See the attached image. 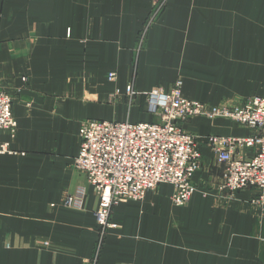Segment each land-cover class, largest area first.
I'll list each match as a JSON object with an SVG mask.
<instances>
[{"label": "crops", "instance_id": "obj_1", "mask_svg": "<svg viewBox=\"0 0 264 264\" xmlns=\"http://www.w3.org/2000/svg\"><path fill=\"white\" fill-rule=\"evenodd\" d=\"M154 3L0 0V89L18 124L14 138L0 136L14 152L0 156V264H92L100 198L74 167L82 123L157 121L144 99L131 107L117 91L181 82L185 99L212 106L264 99V0H170L137 53ZM179 126L203 155L190 203L174 206L170 184L122 202L97 264H264V209L251 190L222 189L206 142L251 131L220 118ZM81 190L82 206H65Z\"/></svg>", "mask_w": 264, "mask_h": 264}, {"label": "built area", "instance_id": "obj_2", "mask_svg": "<svg viewBox=\"0 0 264 264\" xmlns=\"http://www.w3.org/2000/svg\"><path fill=\"white\" fill-rule=\"evenodd\" d=\"M170 0H155L149 18L138 36L137 50H142L143 40L163 13ZM146 38V39H145ZM111 82L116 74L108 76ZM26 83L27 78H23ZM178 82L170 92L154 89L141 92L129 87L125 94L117 91L114 100H125L132 107L141 99L148 104L149 112L157 119L154 123L110 122L86 120L80 129V150L74 162L76 170L84 173L100 205L96 212L100 236L96 256L97 264L101 247L118 224L112 220L113 210L125 201L144 200L149 191L162 184L173 186L171 200L174 206H187L196 187L193 177L201 170L203 155L199 137L180 126L193 118L226 119L251 131L246 138L208 137L206 142L223 166L221 187L234 195L242 190L255 191L258 198L251 200L264 209V99L250 98L238 105L212 106L187 100ZM18 124L13 114V98L0 89V136L8 132L16 136ZM8 144L0 143V156L13 154ZM85 190L68 196L67 207L80 208Z\"/></svg>", "mask_w": 264, "mask_h": 264}, {"label": "rangeland", "instance_id": "obj_3", "mask_svg": "<svg viewBox=\"0 0 264 264\" xmlns=\"http://www.w3.org/2000/svg\"><path fill=\"white\" fill-rule=\"evenodd\" d=\"M168 4V3H167ZM167 4L164 6V8L163 9H165L166 7H167ZM164 11V10H163ZM157 23V21H155L154 22V24L153 25H155ZM146 39V38H145ZM147 40V39H146ZM146 40H143L144 42H143V45H142V49L145 47V44H146ZM142 50H140V51H138L137 50V53H140ZM241 102H243V100H237V101H229V102H227V104H229L230 106H234V105H238V104H240ZM226 104V105H227ZM248 190V189H247ZM243 191V190H242ZM240 192V191H239ZM253 192V194H254V197L252 198V200L253 199H256V198H258V194L257 193H255V191H252ZM238 193V192H237ZM236 194V193H235ZM121 204V203H120ZM119 204V205H120ZM118 205V206H119ZM117 207V206H116ZM115 207V208H116Z\"/></svg>", "mask_w": 264, "mask_h": 264}]
</instances>
